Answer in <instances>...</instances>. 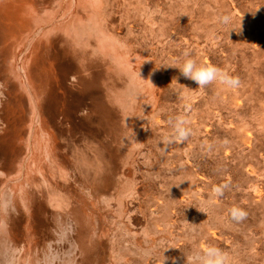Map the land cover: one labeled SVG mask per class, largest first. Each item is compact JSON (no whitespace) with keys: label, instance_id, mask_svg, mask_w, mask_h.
Returning a JSON list of instances; mask_svg holds the SVG:
<instances>
[{"label":"rangeland","instance_id":"1","mask_svg":"<svg viewBox=\"0 0 264 264\" xmlns=\"http://www.w3.org/2000/svg\"><path fill=\"white\" fill-rule=\"evenodd\" d=\"M186 55L239 87L165 66ZM209 247L264 264V0H0V264Z\"/></svg>","mask_w":264,"mask_h":264},{"label":"clouds","instance_id":"2","mask_svg":"<svg viewBox=\"0 0 264 264\" xmlns=\"http://www.w3.org/2000/svg\"><path fill=\"white\" fill-rule=\"evenodd\" d=\"M225 17V21H227ZM165 66H174L179 69L181 76L192 80L198 87H205L216 83L225 89H235L239 87L240 81L236 77L228 75L215 65L198 63L195 59L185 56L182 63L165 64ZM187 121L177 117L174 124V132L172 140H184L190 134V129L185 127ZM171 142V141H170ZM220 186L215 189L217 193L222 194L223 188ZM230 216L233 221L240 222L247 217V212L239 207H233L230 210ZM196 259L199 264H226L227 256L215 247L207 248L203 255H197Z\"/></svg>","mask_w":264,"mask_h":264},{"label":"bare ground","instance_id":"3","mask_svg":"<svg viewBox=\"0 0 264 264\" xmlns=\"http://www.w3.org/2000/svg\"><path fill=\"white\" fill-rule=\"evenodd\" d=\"M168 2H169V1H168ZM166 3H167V2H166ZM20 11H21V10H20ZM9 25H10V24H9ZM257 41H258V40H257ZM203 56H204V55H203ZM200 58H202V57H200ZM218 98H219V97H218ZM207 109H208V108H207ZM210 110H211V109H210ZM199 138H200V137H199ZM207 138H208V137H207ZM203 139H204V138H203ZM197 143H198V142H197ZM185 168H186V167H185ZM187 168H188V167H187ZM190 169H191V168H190ZM188 171H189V170H188ZM211 197H212V196H211ZM161 207H162V206H161ZM189 236H190V235H189ZM189 236H188V237H189ZM186 237H187V236H186ZM177 242H178V241H177ZM177 245H179V243H178ZM185 245H186V244H185ZM184 247H185V246H184ZM187 247H188V246H187ZM195 251H196V250H195ZM186 259H187V258H186ZM183 261H184V260H183ZM184 262H185V261H184ZM184 262H183V263H184ZM176 264H177V263H176ZM189 264H190V263H189Z\"/></svg>","mask_w":264,"mask_h":264}]
</instances>
